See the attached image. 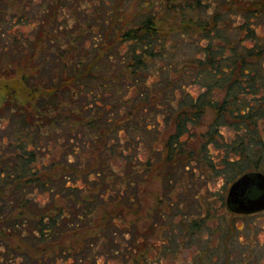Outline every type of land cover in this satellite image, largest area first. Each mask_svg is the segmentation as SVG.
Here are the masks:
<instances>
[{
  "label": "trees",
  "instance_id": "trees-1",
  "mask_svg": "<svg viewBox=\"0 0 264 264\" xmlns=\"http://www.w3.org/2000/svg\"><path fill=\"white\" fill-rule=\"evenodd\" d=\"M5 78L1 264H137L217 177L264 173V0H0Z\"/></svg>",
  "mask_w": 264,
  "mask_h": 264
},
{
  "label": "rangeland",
  "instance_id": "rangeland-1",
  "mask_svg": "<svg viewBox=\"0 0 264 264\" xmlns=\"http://www.w3.org/2000/svg\"><path fill=\"white\" fill-rule=\"evenodd\" d=\"M5 9L9 11L10 7L1 8L3 11ZM19 27L25 29L26 34L35 30L33 26ZM0 80L7 81L8 78ZM6 87L0 84V106L3 108L7 106V93L10 95L11 91ZM3 115L7 116L5 112ZM1 125L0 141L1 136L15 124L9 119H4ZM225 132L228 133V129ZM224 182L223 176H219L210 183L209 192L206 189L201 191V200L209 202L213 209L211 219L200 220V226L195 224L197 226L195 227L192 225L195 206L187 202L178 210L175 208L173 211L176 213L178 211V214L166 225L162 221H157V225L150 231L149 249L138 253L140 255L137 264H264V210L253 214L232 212L226 204L230 185L227 186ZM153 190L160 193L161 184L156 182ZM173 190V195L180 190L189 192L182 185H178ZM193 191L195 192L196 189ZM147 200L149 205L152 200L150 198ZM146 209L148 210V206L145 205L139 225L141 229H143ZM1 262L0 256V264ZM120 263L116 259L110 260V264Z\"/></svg>",
  "mask_w": 264,
  "mask_h": 264
},
{
  "label": "water",
  "instance_id": "water-1",
  "mask_svg": "<svg viewBox=\"0 0 264 264\" xmlns=\"http://www.w3.org/2000/svg\"><path fill=\"white\" fill-rule=\"evenodd\" d=\"M226 204L232 211L240 214L264 210V173L247 172L231 183Z\"/></svg>",
  "mask_w": 264,
  "mask_h": 264
}]
</instances>
